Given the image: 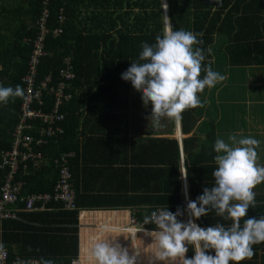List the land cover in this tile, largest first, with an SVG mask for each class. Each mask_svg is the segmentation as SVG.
Returning <instances> with one entry per match:
<instances>
[{
    "label": "crops",
    "instance_id": "1",
    "mask_svg": "<svg viewBox=\"0 0 264 264\" xmlns=\"http://www.w3.org/2000/svg\"><path fill=\"white\" fill-rule=\"evenodd\" d=\"M240 11L243 17L256 18V23L246 22L235 32L242 41H249L244 43H250L235 49L237 61L249 63L229 66L223 53L216 52L223 39H214L209 51L211 67L225 79L198 95L204 106L193 108L195 123L186 133L180 121L167 117L154 128L146 119L152 105L145 106L133 86L124 97L121 74L101 77L88 72L76 76L67 110L69 137L65 148L78 211L80 264H96L92 256L95 244L110 239L127 248L130 256L139 253L137 264H172L156 259L151 236L142 231L132 236L122 229L133 219L150 232L156 226L144 225V217L166 207L173 213L181 209L183 215L178 219L187 222L191 218L187 216L189 201L202 195L205 187L215 185L212 173L217 168V138L229 142L228 137L236 134L237 139H257L256 164L264 166V0H243ZM47 162L33 163L34 167L44 165L42 177L33 180V186L54 175ZM253 191L256 207L249 208L241 224L248 217H264V182ZM19 221L25 223L20 216ZM195 222L201 227L217 223L229 227L232 223L217 216L215 210ZM252 247L255 254L264 255V242Z\"/></svg>",
    "mask_w": 264,
    "mask_h": 264
},
{
    "label": "trees",
    "instance_id": "2",
    "mask_svg": "<svg viewBox=\"0 0 264 264\" xmlns=\"http://www.w3.org/2000/svg\"><path fill=\"white\" fill-rule=\"evenodd\" d=\"M242 3L243 0H220L219 3L217 0H165L168 25L173 31L184 29L197 34L202 41L198 46L204 50L206 57L202 68L210 63L209 51L214 39H223L216 52L223 53L229 66L248 65L249 61H237L235 49L250 46V43H244L249 41H242L235 32L246 22L256 23V18L243 17V11H240ZM44 10L48 12V34L44 38L46 55L38 66V79L50 74L51 83H55L64 59L69 57L75 76L71 81L72 96L79 73L95 72L101 77L108 73L122 74L132 62L138 61L142 43L154 44L156 37L162 36L165 31L163 0H0V86L15 88L20 85L25 92L22 79L27 73L39 35L37 22ZM58 30L60 33L55 35ZM204 75L201 71L200 78ZM124 85L122 95L127 98L132 84L124 81ZM24 99L16 98L7 105L0 104V149L11 146L12 133L20 122ZM43 100L48 103L43 109L48 110L52 99L45 96ZM72 100L61 107V112L66 115L60 123L63 134L35 147L41 159L30 162L27 167L19 165L15 180L25 182L24 195L53 193L58 179L57 160L68 152L65 148L69 137L67 110ZM192 113L193 108H189L181 114L180 124L184 133L195 123ZM30 123L35 129L41 125L36 120ZM33 136L38 134L33 133ZM43 160H48L47 167L54 170V175L33 186V180L42 177L40 169L44 167H34L33 163ZM69 166L68 161L71 170ZM6 170H0V179ZM46 210L43 213L19 214L25 223L19 220L0 221V243L12 258L16 255L34 258L40 264L42 260L69 264L71 259L78 258V211H64L59 202H51ZM139 221L142 222L140 218ZM209 254L214 255V252ZM192 256L193 247L189 245L186 258ZM240 264H264V255L255 254L251 260L246 259Z\"/></svg>",
    "mask_w": 264,
    "mask_h": 264
},
{
    "label": "clouds",
    "instance_id": "3",
    "mask_svg": "<svg viewBox=\"0 0 264 264\" xmlns=\"http://www.w3.org/2000/svg\"><path fill=\"white\" fill-rule=\"evenodd\" d=\"M201 43L196 33L184 29L173 31L169 25L154 44L142 43L138 61L132 62L121 74L122 80L130 81L141 93L142 103L152 105L151 115L146 119L154 128L161 126L164 117L179 122L186 109L203 107L204 102L197 94L224 81L225 77L214 71L210 63L202 68L206 57L198 46ZM201 71L205 73L203 78H200ZM16 98H26L20 85L0 86V104L7 105ZM228 141L220 138L215 141L217 168L212 173L215 185L205 187L202 195L189 201L187 212L191 218L187 222L178 219L183 215L179 208L175 213L168 207L158 208L144 217V225L156 226L150 232L144 228L141 231L156 244L157 260L172 264H240L255 255L253 245L264 242V217H248L241 224L249 208L256 207L253 189L264 182V166L256 164L260 141L252 137L237 139L236 134L229 136ZM183 176L186 180L187 175ZM212 210L217 216L231 220V225L225 227L217 223L201 227L195 222ZM189 245L193 247L194 256L186 258ZM210 251L214 255L209 254ZM138 255L130 256L128 249L115 243V239L97 242L92 250L96 264H137ZM42 264L54 262L42 260Z\"/></svg>",
    "mask_w": 264,
    "mask_h": 264
},
{
    "label": "built area",
    "instance_id": "4",
    "mask_svg": "<svg viewBox=\"0 0 264 264\" xmlns=\"http://www.w3.org/2000/svg\"><path fill=\"white\" fill-rule=\"evenodd\" d=\"M47 20L48 12L44 10L40 20L37 22L39 35L34 43L27 73L22 79L26 98L21 105L20 122L14 127L10 148L0 149V170L7 169L4 177L0 179V221H16L19 220V214L21 213L44 211L51 202L61 203L64 211L72 212L77 210L75 195L70 184L71 173L68 168V154H63L57 160L59 166L58 179L52 194L24 195L23 183L15 180L20 164H25L24 166H26L30 162L41 159V155L36 151L35 147L45 144L50 138L63 134L64 129L60 123L64 121L66 115L61 112V107L69 103L73 98L70 91L71 81L75 76L69 57L64 59V65L59 70L58 79L55 83H51L52 77L50 74L43 79H38V66L46 55L44 38L48 34L46 30ZM59 33L60 31L58 30L55 35ZM45 96L52 99L48 110L43 109L48 104L43 100ZM33 120L41 123L38 129H35L34 125L30 123ZM33 133H37L38 136H33ZM187 216L189 218L188 212ZM142 228L141 224L131 219L129 226L122 230L133 236L141 232ZM73 261H76V264H80L79 258L71 259L69 264H73ZM0 264L40 263L34 258L21 256L12 258L7 248L3 246V250L0 251Z\"/></svg>",
    "mask_w": 264,
    "mask_h": 264
},
{
    "label": "water",
    "instance_id": "5",
    "mask_svg": "<svg viewBox=\"0 0 264 264\" xmlns=\"http://www.w3.org/2000/svg\"><path fill=\"white\" fill-rule=\"evenodd\" d=\"M163 7H164V12H165V29L166 27H168V18H167V13H166V4H165V0H163Z\"/></svg>",
    "mask_w": 264,
    "mask_h": 264
},
{
    "label": "rangeland",
    "instance_id": "6",
    "mask_svg": "<svg viewBox=\"0 0 264 264\" xmlns=\"http://www.w3.org/2000/svg\"><path fill=\"white\" fill-rule=\"evenodd\" d=\"M137 95H138L139 98L141 99V93L139 92ZM129 235H130V234H129ZM82 263H85V260L82 259Z\"/></svg>",
    "mask_w": 264,
    "mask_h": 264
}]
</instances>
